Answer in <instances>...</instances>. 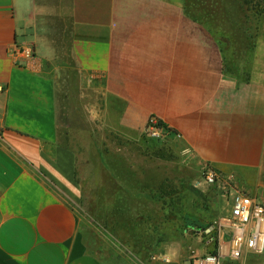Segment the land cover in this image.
<instances>
[{"label": "crops", "instance_id": "crops-1", "mask_svg": "<svg viewBox=\"0 0 264 264\" xmlns=\"http://www.w3.org/2000/svg\"><path fill=\"white\" fill-rule=\"evenodd\" d=\"M221 1L231 68L167 0H0V264H105L80 230L79 156L64 142V104L92 93L134 131L159 119L264 200V11L250 38L244 12L225 11L236 0ZM21 44L35 56L16 58Z\"/></svg>", "mask_w": 264, "mask_h": 264}, {"label": "rangeland", "instance_id": "rangeland-1", "mask_svg": "<svg viewBox=\"0 0 264 264\" xmlns=\"http://www.w3.org/2000/svg\"><path fill=\"white\" fill-rule=\"evenodd\" d=\"M167 1L201 20L209 37L223 47L231 68V41L214 5L219 0ZM257 2L225 5V11L241 9L248 16L244 30L250 38L262 10ZM105 104V97L101 101L92 93L64 104L63 110L64 142L79 156L80 230L90 252L105 264L139 263L153 256L191 264L208 248L202 229L228 215V202L217 186L203 183L207 163L159 119L150 117L144 131H134Z\"/></svg>", "mask_w": 264, "mask_h": 264}, {"label": "built area", "instance_id": "built-area-1", "mask_svg": "<svg viewBox=\"0 0 264 264\" xmlns=\"http://www.w3.org/2000/svg\"><path fill=\"white\" fill-rule=\"evenodd\" d=\"M11 53L16 58L23 56L26 59L36 54L32 45L22 44L13 46ZM201 179L206 185L218 187L230 206V212L214 221L209 229L212 234L207 237L206 245L211 248L217 242V253L207 250L205 254L193 257L190 263L264 264V200L241 187L234 173L216 170L208 164Z\"/></svg>", "mask_w": 264, "mask_h": 264}, {"label": "trees", "instance_id": "trees-1", "mask_svg": "<svg viewBox=\"0 0 264 264\" xmlns=\"http://www.w3.org/2000/svg\"><path fill=\"white\" fill-rule=\"evenodd\" d=\"M260 2L261 3H256L257 5L256 6H260V5H262V10H261V13L264 11V0H260ZM248 4V3H247ZM215 5V8H216V11L218 10L219 12L221 11V9H223V3H222V1L221 0H219V1H217V3H215L214 4ZM189 13V12H188ZM191 14V13H190ZM193 15V14H192ZM195 16V15H194ZM197 18V17H196ZM201 18H202V16H201ZM246 18L248 19V16L246 15ZM197 20H198V23L200 24V26L202 25V22H201V20H199V18H197ZM220 24H221V22H220ZM221 28H222V26H221ZM222 30H223V32L224 33H226L225 31H224V29L222 28ZM227 34V33H226ZM228 35V34H227ZM228 38H229V40H230V36L228 35ZM227 38V39H228ZM231 41V40H230ZM219 45V44H218ZM220 46V45H219ZM220 48L222 49V51H224V49H223V47H221L220 46ZM225 53V52H224ZM226 58H228L227 57V55H226ZM160 123L162 124V125H164V123L163 122H161L160 121ZM164 126H166V125H164ZM212 226V223L211 224H209L207 227H204L203 229H202V231H203V233L205 234V236L206 237H208L209 235H211L212 234V231H207L210 227ZM217 242L216 243H214L213 245H212V247L211 248H209L208 247V251H211V252H213V253H217ZM208 251H206V252H208ZM205 252V253H206ZM204 253V254H205Z\"/></svg>", "mask_w": 264, "mask_h": 264}]
</instances>
